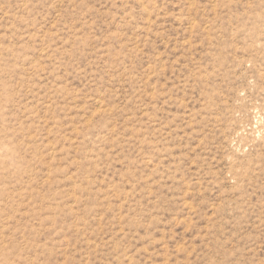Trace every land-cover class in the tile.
<instances>
[{
    "label": "rangeland",
    "instance_id": "rangeland-1",
    "mask_svg": "<svg viewBox=\"0 0 264 264\" xmlns=\"http://www.w3.org/2000/svg\"><path fill=\"white\" fill-rule=\"evenodd\" d=\"M0 264H264V0H0Z\"/></svg>",
    "mask_w": 264,
    "mask_h": 264
}]
</instances>
